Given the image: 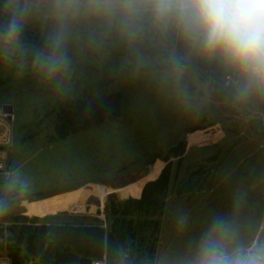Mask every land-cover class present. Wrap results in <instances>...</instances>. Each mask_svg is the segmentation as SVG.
Listing matches in <instances>:
<instances>
[{
  "label": "rangeland",
  "instance_id": "1",
  "mask_svg": "<svg viewBox=\"0 0 264 264\" xmlns=\"http://www.w3.org/2000/svg\"><path fill=\"white\" fill-rule=\"evenodd\" d=\"M114 90L125 95L120 118L52 138L50 112L59 102ZM6 103L14 105L10 120L2 113ZM182 143L184 152L175 155L173 149ZM0 150L7 154L0 192L45 196L24 199L12 211L58 223L96 224L106 235L118 218L111 204L141 198L145 185L171 165L168 187L156 198L163 201V212L150 207L126 216L139 230L144 256L182 248L214 215L229 213L238 197L241 218L253 232L264 220V104L241 107L212 94L199 106L183 108L146 77L122 70L117 59L103 67L84 66L70 87L59 89L0 61ZM203 166L196 175L202 186L179 194L183 182L196 181L192 173ZM11 174L27 187L12 186ZM57 194L61 198L49 205L38 201ZM181 217H186L182 229ZM4 232L1 242L9 234L7 228ZM0 255L11 259L5 248Z\"/></svg>",
  "mask_w": 264,
  "mask_h": 264
},
{
  "label": "clouds",
  "instance_id": "2",
  "mask_svg": "<svg viewBox=\"0 0 264 264\" xmlns=\"http://www.w3.org/2000/svg\"><path fill=\"white\" fill-rule=\"evenodd\" d=\"M114 59L183 108L214 91L241 107L264 104V0H0V61L19 73L66 88L84 66ZM9 183L27 187L18 174ZM242 207L238 197L182 248L140 260L121 251L116 264H264V222L253 232Z\"/></svg>",
  "mask_w": 264,
  "mask_h": 264
},
{
  "label": "trees",
  "instance_id": "3",
  "mask_svg": "<svg viewBox=\"0 0 264 264\" xmlns=\"http://www.w3.org/2000/svg\"><path fill=\"white\" fill-rule=\"evenodd\" d=\"M207 71L213 79H219L221 76L220 70L215 66L209 67ZM213 96L217 100L231 99L224 91H214ZM124 107L125 95L121 90L61 101L50 112L53 119L52 138L65 139L70 135L114 121L123 115ZM183 147L184 143L181 149L174 148L173 153L182 154ZM179 162L180 164L183 162L182 157ZM171 167L166 166L158 179L145 185L141 198H128L121 204H111L114 207L111 208V212L118 218L110 227L108 235L96 224L58 223L11 210L24 199L45 197L42 192L34 194H23L20 190L0 192V201L6 206V210L0 213V237L5 233L4 228H7L9 233L5 237V242L0 240V250L6 249L13 264H26L29 260L37 264H91L94 259L103 258L106 250L109 264H116V258L121 251L140 260L144 257L140 252L144 244L137 238L139 230L136 229L134 222L126 216L139 209L152 208L153 213H156V210L163 212L164 203L157 199L168 187ZM202 169H196L192 173L193 177L201 171L203 173L205 166ZM196 179V181L192 177L186 179L178 189L179 194L193 191L197 186L201 187L203 182L199 183V177ZM121 215L123 217H120ZM5 223L7 226H4Z\"/></svg>",
  "mask_w": 264,
  "mask_h": 264
},
{
  "label": "built area",
  "instance_id": "4",
  "mask_svg": "<svg viewBox=\"0 0 264 264\" xmlns=\"http://www.w3.org/2000/svg\"><path fill=\"white\" fill-rule=\"evenodd\" d=\"M7 172V154L0 150V173ZM264 222V220L262 221ZM0 264H13L11 260L3 255H0ZM37 264V263H30ZM91 264H109L107 257L104 256L100 259H94Z\"/></svg>",
  "mask_w": 264,
  "mask_h": 264
},
{
  "label": "crops",
  "instance_id": "5",
  "mask_svg": "<svg viewBox=\"0 0 264 264\" xmlns=\"http://www.w3.org/2000/svg\"><path fill=\"white\" fill-rule=\"evenodd\" d=\"M2 113H4L3 111H2ZM5 114V113H4ZM13 117V116H12ZM12 117H9L8 116V119L10 120V119H12ZM187 194H185V198H190V195H187ZM59 195L57 194V195H55L54 197H50V198H45V199H42V200H38L39 202H42V204H44V205H49L50 204V201H55L54 199H56L57 197H58ZM54 198V199H53ZM61 197H58V199H60Z\"/></svg>",
  "mask_w": 264,
  "mask_h": 264
},
{
  "label": "water",
  "instance_id": "6",
  "mask_svg": "<svg viewBox=\"0 0 264 264\" xmlns=\"http://www.w3.org/2000/svg\"><path fill=\"white\" fill-rule=\"evenodd\" d=\"M2 110L4 113L8 114L9 117H12L14 114V105L13 104H3Z\"/></svg>",
  "mask_w": 264,
  "mask_h": 264
}]
</instances>
